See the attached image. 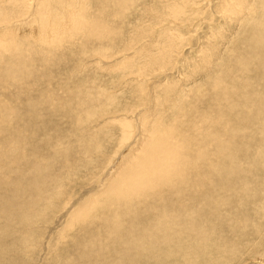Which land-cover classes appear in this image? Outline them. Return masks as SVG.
Listing matches in <instances>:
<instances>
[{"label": "bare ground", "instance_id": "1", "mask_svg": "<svg viewBox=\"0 0 264 264\" xmlns=\"http://www.w3.org/2000/svg\"><path fill=\"white\" fill-rule=\"evenodd\" d=\"M36 1H0V90H6L10 81L16 86L24 82L25 72L29 74L38 62L40 67L49 63L60 50L76 46L80 49L76 53L85 57L88 44L95 43L99 51L88 59L99 75L121 79L120 86L131 88V95L139 94L150 76L172 70L175 56L180 57L189 44L174 23L188 24L195 14L208 10V20L221 15L226 23L217 28L212 24L209 43L193 49L200 58L190 62L194 67L188 72L194 75L198 64L207 80L199 81L198 88L184 86L183 91L178 89L179 79L168 85L153 83L159 95L150 93L145 109L137 111L135 103H126L116 110L119 99L94 91L86 79L64 88V102L56 93L44 92L43 97L40 93L39 105L52 112L70 109L62 117L73 124L69 131H79L78 140L72 159L54 173L48 170L50 161L66 158V144L60 139L69 131L49 137L47 146L54 143L57 151L33 154L31 164L25 163L38 178L24 190L5 180L25 160L28 143L20 132L7 136L18 111L0 97V194L10 185L25 193L19 203L18 190L12 188L15 194L4 190L0 220H16L33 234L43 213L56 209L59 199L69 196L68 187L73 179L77 182L78 172L91 165L97 190L69 208L63 228L48 247L58 264H215L207 254L219 250L222 255L229 250L224 256L227 264H264V0H151L148 7L145 0H97L102 3L97 13L89 10L91 0ZM132 13L138 19L130 30L126 18ZM148 15L149 25L143 27L141 18ZM124 26L130 35L123 34ZM228 26L234 30L233 38L231 31L220 39L219 33ZM201 77L202 72L192 84ZM131 121L138 122L137 129H132ZM33 136L28 142L35 140ZM106 145L114 150L105 152ZM70 180L73 183H65ZM28 234H18L8 249L0 244V264H5L2 258L8 252L27 256L34 248ZM59 250L72 251L73 256L59 261Z\"/></svg>", "mask_w": 264, "mask_h": 264}, {"label": "rangeland", "instance_id": "2", "mask_svg": "<svg viewBox=\"0 0 264 264\" xmlns=\"http://www.w3.org/2000/svg\"><path fill=\"white\" fill-rule=\"evenodd\" d=\"M40 1H47V0H37L36 3H39ZM49 1L52 4V3H54L55 0H49ZM213 1L216 2V0H213ZM145 2H146V4H145ZM145 2H143V4H145L146 7H148L147 4H150L151 0H145ZM203 2H205V1H203ZM36 3H35V5H36ZM95 6L99 7V8H96ZM106 6H107V8L109 7V5H107V3H106ZM101 8H102V3H98L97 0H93V1L91 0L90 9H89L90 12H93V13L96 12L97 13V10L99 12V10ZM194 8H196V6H194L193 9ZM208 11L207 12L204 11L201 14H195L197 17L194 15V17L190 20L191 22H189L188 24H182V26H181L180 23L179 24L174 23L173 26L171 25L173 28L174 27H181L180 32L183 35H185L184 36L185 41L189 44H186V46L184 47L183 52L180 55V57L175 56V58L177 60L175 67L172 66L173 67L172 70L166 71L165 74L156 73L153 76H150L151 78L150 77L148 78V84L144 85V88H143L144 91L139 93V94L136 93L134 95H131V92H132L131 88H128L127 86H120L119 82L121 81V79L113 80L111 75L110 76H104L103 74L102 75L100 74L101 76L99 75L100 71L98 70V68L97 67L95 68L94 66H92L93 63L92 64L90 63L92 61H90V59H88V58H93V54L95 53V51L98 50L97 48H94L96 46L95 43H94V45L91 43L88 44L89 45L88 48L85 49L86 51L84 53H86V54H84V55L87 58L82 56L81 53H79L81 56L78 53H76L80 50L76 46L74 47L75 49L73 47H71V48H69V50H60V51H58V53H55L54 56L48 61L49 63L45 64V65H48V67L45 65H42L40 67V65L38 64L39 62H38V63H36V65H34L35 67L32 68V70H34V72H32V70H31V72L27 75L25 74L26 73L25 72L23 74V76H21L22 79H24L23 80L24 82H19V84L21 83V85L17 84V86H16V84H14L12 81L9 80L10 86H12V87L7 86L8 88H6V90H0V93H1L0 97L3 96L7 102L11 103L9 105L14 110H16L18 112H17V116L15 117L17 119L14 118V120H11L12 123L8 124L9 126L11 124L12 125L9 128V131H8L9 133L7 134V132H6V134H7V136L11 135V138H13L12 135H14V133L16 134V132H20L21 134L26 136V138H27L26 142L28 144H27L26 149H25V154H26L25 160L20 161L21 165H20V163H17V165L15 166L16 171L15 170L10 171V173L6 175L5 180L8 182V180L10 179V181L14 182L13 185H15L18 188H21L23 190H24V187L27 188L25 186V184H28V182L30 180L32 181L34 178L36 179L38 177H35L34 173H32V172L30 173L27 171L28 169H27V165H25V163L30 165L32 160H33L34 155L36 157H38V156L41 157V156H48L49 154H51V151L56 152L57 150H55L56 147L53 145L54 143H50L48 145L49 146L48 147L46 144L48 141H46V140H48L49 137L53 138V137L59 136L60 133L62 135H64V134H66L67 131L71 130V128H72L73 124L70 125L68 123L67 119L65 117H62L63 114H64V116L68 115L69 110H70L69 108H65L63 110L59 107L60 111H57V112L53 111L54 112V114H53V112H52L53 109L51 110V109H48L47 107L39 105V103L41 104V102H43L41 97H43V94L45 95L44 92H46V93L52 92V94L56 93L58 95L60 102H64L66 100V98H65L66 93H64V88L66 86H68L70 84V82L72 83V82H76L78 80H81V81L84 80L85 81V79H86L87 83L89 81H91L88 85L91 86V88L94 91H101L104 93L107 92V93H105L107 96L119 99L120 102H118V105H117L118 109H116V110L122 109L123 104H126V103L127 104H129V103L134 104L135 103L136 104L135 105L136 110L139 111V110H142V109L149 107L150 93H155L154 96H156V97L159 95V90L158 89L154 90L155 84L158 86L161 85L160 83H162L163 85H168V84H171L173 80L179 79V83H178L179 91H183L184 86H188V87L197 86V88H198L199 81L204 82L207 80V78H205L206 77L205 74H207V73H204L201 70L202 69L201 66H198V64L196 66L197 68L195 67L196 70L193 69L194 75H192L188 72L189 68L192 69L194 67V64H191L190 62L191 61H197L200 58V56L198 54H196V55H198V57L195 55V53L193 52V49L196 50L200 46H202L204 44H205L204 46H206L207 43H209V39L207 37L209 36V33L212 30V24L215 25V28H217L219 26V24L224 25V22H225V19H224V21H222L221 15L216 16V17H213V15H212L209 17V20H208L207 19L208 18ZM132 15L133 16H131V17L128 16L126 18V22H128V27L130 26V28H129L130 30L133 29L132 26L137 25L136 20L138 19V14L132 13ZM200 18H201V20H200ZM142 19H143V21H142ZM198 20H199V22H198ZM148 23H149V15L147 16V18H141V25L143 27H145L144 25H146V26L149 25ZM170 24H172V21L170 18H167L166 25L170 26ZM195 24H196V26H195ZM124 28L125 29L123 30V34L126 36L130 35V34H127V32L129 31L127 26L126 27L124 26ZM142 29L143 28H141L140 30H137V32H139V31L142 32ZM153 29L156 31L158 28L155 29V27H154ZM233 31L234 30L232 29V27L228 26L225 31H221L222 33H219L220 39L222 37L230 36L231 33H232V37H231V39H232L234 36ZM30 39L31 38H29L27 40L29 41ZM212 39H215V41H216V37H212ZM23 40L26 41L25 39H23ZM228 40L229 41L227 43H229L231 41L230 39H228ZM228 45L231 47V44H228ZM219 47H221V45ZM91 50H92V53H91ZM221 50H220V55L224 57L223 50L222 51ZM88 51L90 53H88ZM91 55H92V57H91ZM193 58H195V60H193ZM187 60L189 61L190 64L186 63ZM51 64H52V66H51ZM42 71H43V73H42ZM184 71H186L188 73V75H183ZM48 72H50L51 74ZM201 72H202L201 80H198V82L195 85L192 84V82H193L192 80H197V79H193V77L200 74ZM48 74H50V75H48ZM179 76H181V79L178 78ZM39 77H41V78H39ZM189 77H190V79H189ZM48 78H50V79H48ZM94 78L96 81H94ZM166 78H168V81H169L168 83L165 82ZM52 79H53V81H52ZM54 79H55V81H54ZM185 80H187L188 82ZM29 83H30L31 88H28ZM153 83H155V84L153 85ZM187 83H188V85H186ZM37 84H39V86ZM69 86H71V84ZM34 87L35 88L37 87V88L35 89ZM48 87H50V89ZM147 87L148 88L150 87V89L148 90ZM170 87L173 89L172 86H170ZM197 88H195V90ZM40 95H41V97H40ZM4 98H3V100H4ZM78 98H79V96L77 97V99ZM133 98H135V100H133ZM138 98H139V100H138ZM1 101H2V99H1ZM17 101H19V102H17ZM138 102H140V103H138ZM33 103H35V105ZM57 106H56V108H58ZM67 111H68V113H67ZM129 116H132V115H129ZM131 122L134 125V126H132V129H134V130L137 129L138 125H139L138 122L137 121H135V122L131 121ZM91 127L93 128L94 126H91ZM91 127L89 126L90 129H91ZM11 129H13V130L11 131ZM72 129H74V127ZM14 130H15V132H14ZM78 132L79 131H77V129L69 131V134L63 136L65 138L64 140L60 139L63 144H66V146H64V147L66 148L65 152H66L67 156H66V158L61 157L59 159L57 158L56 160L50 161V164H52V165L49 166V169H48L49 171L54 170L53 171L54 173H55V171L57 172V170H59V166L63 162H66V161L72 159V157L74 156V151L76 150L75 146H77L76 142L78 140L77 138H76L77 140L75 139V135L77 137ZM33 133H35V134H33ZM6 134H5V137H6ZM28 136H33L35 138V140L32 139L33 142L30 140L28 142ZM72 139L73 140L75 139V140L73 141ZM0 141H2L1 135H0ZM45 144H46V146H45ZM111 145L113 146L114 143ZM111 145H109L108 147L106 145L107 148H104L105 152H110V151L114 150V148H113L114 146L112 147ZM110 146L112 147V149ZM71 149H72V151H71ZM70 153H72L73 155ZM106 156H108V155L106 154ZM98 157H100V156L98 155ZM96 161L99 164L97 166H99V167L101 166L100 168H102V167L105 168L106 164H105V166H103L104 162L102 160L101 161L96 160ZM110 165H112V163ZM87 168H88V170H80L79 172H81V173L78 172L79 175L77 178H79V179L77 180V182H76V179H73L74 183L72 182V180L65 182L66 184L67 183L69 184L70 182L73 183L72 186L68 187L67 193L69 194V196L67 198H69L68 199L69 202L68 201L66 202V205L64 206L65 208L61 205H63V199H67V198L62 197V199H59L62 201H61V203H59L57 205L56 209L52 210L51 212H44L43 213L44 216H43V218H41L43 221L41 220V222L37 223L34 226L33 234H32V232L27 230V226L24 227L23 225L19 224V222L16 220L10 221V223H8L7 221L5 222L4 219H2V221L0 220L1 221L0 222V239H1V236L4 237L3 241H1L0 244L4 243V245L8 246L7 247V249H8L9 245L11 247L12 244L15 243L16 236L18 234L26 233L27 235H29L28 234V232H29L31 234V236H33V237L30 236V241L32 244L31 246L34 247L33 249H31L32 251L30 250L28 252L27 256L22 255L20 257L19 255L16 256L12 252H8V254L2 258L3 263H5V264H51V263L58 264L57 260H55V258L53 256V254L49 255L48 247H50V245H52V243H53L52 241L55 238V234L63 228V226L66 222V216H67L68 212L70 211V209L74 208V206L77 205L79 203V201L82 202L85 199H87L89 197V195L93 192V190H97L98 184H95V181L93 179L92 174L94 172L91 171V165H89V167L87 166ZM87 171H89V172H87ZM1 185H3V184H1ZM13 185L6 186V187L4 186L5 188H3L2 192H1L2 195L1 194L0 195L5 196L9 192L14 193V190H12V188L15 190H18V192L21 193V194L17 195L18 197H21V196H23V194H25L24 192H22L23 190H21V192H20L19 191L20 189L14 188ZM4 190L7 192L6 194H5ZM64 190H62V191H64ZM25 192L27 195V193H29V189H26ZM58 196H57V198H58ZM24 200H25V198H23V197L18 198L19 203H22ZM54 202L57 204L58 200L56 199ZM68 204H70V205H68ZM5 224H6V226H4ZM32 224H34V223H32ZM9 225H10V227H7ZM3 228H4V230H3ZM4 231H6L5 235L7 237L5 235H3ZM7 234H9V235H7ZM12 235H14V236L12 237ZM33 238H34V240H33ZM218 252L220 255L217 254ZM218 252L214 253V255H211V254L208 255L207 254V258H209V256L210 257L212 256V259L215 258V260H218L217 264H219V263L220 264H227V261H226V259H224L225 258L224 256H226V257L228 256L227 252H229V250L224 255H222V251L219 250ZM65 254H67V256ZM68 254L73 256L72 251L68 250L67 253H64V251L62 252L59 250L57 253V257H59L58 260L59 261L63 260L64 257H70ZM53 258H54V260H53ZM218 258H221V259H218ZM212 259L209 261H213V263L216 264V262H214L215 260H212ZM108 260H110V258H108ZM105 262H107V260ZM73 264H77V261L73 262Z\"/></svg>", "mask_w": 264, "mask_h": 264}]
</instances>
